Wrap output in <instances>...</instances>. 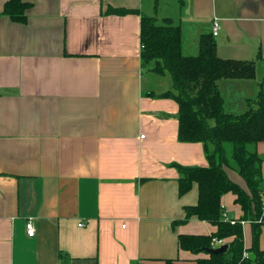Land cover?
Segmentation results:
<instances>
[{
    "label": "crops",
    "instance_id": "1",
    "mask_svg": "<svg viewBox=\"0 0 264 264\" xmlns=\"http://www.w3.org/2000/svg\"><path fill=\"white\" fill-rule=\"evenodd\" d=\"M23 1L31 4L26 24L0 17V264L206 258L179 246L180 235L216 227L179 222L198 187L180 196L176 168L208 167L205 149L179 141L178 105L161 97L172 84L153 63L142 66L141 18L180 26L186 56L198 55L217 19L218 56L256 63L255 79L219 82L225 112L241 115L264 88V0ZM247 149L264 158V142ZM236 198H222L230 219L243 216ZM244 236L250 248V223Z\"/></svg>",
    "mask_w": 264,
    "mask_h": 264
},
{
    "label": "trees",
    "instance_id": "2",
    "mask_svg": "<svg viewBox=\"0 0 264 264\" xmlns=\"http://www.w3.org/2000/svg\"><path fill=\"white\" fill-rule=\"evenodd\" d=\"M30 7L23 0H8L0 17L26 24ZM140 41L142 66L153 63V73L171 78L172 90L161 97L178 105L179 141L203 144L208 162V167L176 166L180 196L195 184L198 187L197 204L186 207L185 219L179 222L195 217L216 227L210 235H180V248L207 255L196 264H264V248L260 245L264 227V158L247 149L249 144L264 142V88L260 87L256 99L247 101V111L241 115L225 112L219 89L221 80L255 79L256 63L220 58L212 33L200 37L197 56L184 55L182 29L170 18L159 23L155 17L142 16ZM229 170L240 176L245 187L230 179ZM229 193L237 197L235 203L243 213L240 219H232L234 224L224 219L222 198ZM242 222L251 225L250 248H246ZM214 240L225 241L228 251L208 253L218 248ZM165 264L183 263L167 260Z\"/></svg>",
    "mask_w": 264,
    "mask_h": 264
},
{
    "label": "built area",
    "instance_id": "3",
    "mask_svg": "<svg viewBox=\"0 0 264 264\" xmlns=\"http://www.w3.org/2000/svg\"><path fill=\"white\" fill-rule=\"evenodd\" d=\"M219 30H220V23L217 19H214L213 23H212V35L213 37H217L218 36V33H219ZM145 138V135H141L140 136V139H144ZM224 219L226 221H230L231 220V223L234 224L235 221L230 219L226 212L224 214ZM243 226L244 224H246L245 222H242ZM80 226H83V224H81ZM26 232H27V235L31 238L35 237L36 235V225H35V222L33 221V219H29L26 223ZM213 244H214V247H220L222 245H225V241H218V240H214L213 241ZM245 256H247L245 254Z\"/></svg>",
    "mask_w": 264,
    "mask_h": 264
},
{
    "label": "water",
    "instance_id": "4",
    "mask_svg": "<svg viewBox=\"0 0 264 264\" xmlns=\"http://www.w3.org/2000/svg\"><path fill=\"white\" fill-rule=\"evenodd\" d=\"M227 251H228V245L225 244L216 249L208 250V253L213 254V255H219V254L226 253Z\"/></svg>",
    "mask_w": 264,
    "mask_h": 264
},
{
    "label": "rangeland",
    "instance_id": "5",
    "mask_svg": "<svg viewBox=\"0 0 264 264\" xmlns=\"http://www.w3.org/2000/svg\"><path fill=\"white\" fill-rule=\"evenodd\" d=\"M258 73H259V71H258ZM165 79L168 80V81L170 82V84H172V83H171V78H170L169 75H167V76L165 77ZM166 80H164V81H166ZM261 84H262V83H261ZM232 94H233V93H232ZM226 96H228L227 93H226ZM228 100H229V99H228ZM228 104H229V103H228ZM226 112H227V113L231 112L230 107H228V106L226 107ZM212 124H214V123L212 122ZM246 227H248V226H246Z\"/></svg>",
    "mask_w": 264,
    "mask_h": 264
}]
</instances>
